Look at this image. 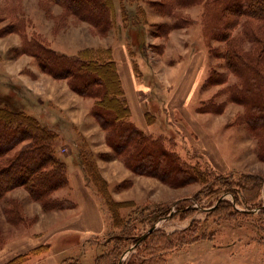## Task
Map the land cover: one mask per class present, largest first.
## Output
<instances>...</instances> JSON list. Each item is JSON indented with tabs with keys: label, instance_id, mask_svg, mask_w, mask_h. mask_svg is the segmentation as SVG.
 Here are the masks:
<instances>
[{
	"label": "rangeland",
	"instance_id": "374dc122",
	"mask_svg": "<svg viewBox=\"0 0 264 264\" xmlns=\"http://www.w3.org/2000/svg\"><path fill=\"white\" fill-rule=\"evenodd\" d=\"M135 2L128 5L131 11L129 15L130 20L139 23H131L128 30L123 27L121 17L120 22L117 19L118 28H113L108 36H101L93 32L89 22L80 21L74 16L66 20L56 17L62 11L57 5L45 8L41 0H0V105L23 110L54 129L56 127L51 125L53 123L47 124L46 118L58 109L62 115L72 114L75 120L81 121V129L89 133L88 136L78 126L72 125L68 137H61L59 133L55 141L56 152L67 164L70 155L77 158L76 163L81 166L101 201L105 229L93 235L80 249L61 241L67 250L65 256L70 257L59 264L108 261L102 255H106L104 253L116 243L120 245L119 264H207L208 259L214 264H264V157L260 154L264 127L262 125L256 129L255 121H252L253 127L249 124L245 114L248 109L229 98L228 92L224 91L226 83L203 88L210 66L222 65L223 61L210 55L209 41L203 34L202 5L191 7L196 17L188 12L189 8L179 9L181 15L196 20L191 26H198L208 50L207 73L198 92L196 112L206 118L202 120V125L213 131L224 159L219 158L214 162L208 149L200 147L199 140L194 141L197 148H191L187 139L175 128L166 132L156 127L153 134L162 136L165 144L178 152L190 170L196 169V178L179 187H172L170 182L159 177L135 173L123 158L113 156L106 130L91 111L95 99L73 90L67 77L58 78L46 72L34 56L18 50L23 44L22 36L9 32L12 14L8 13L14 7L15 14L24 11L33 19L29 32L33 29L41 32L51 47L61 53L76 55L87 46H112L125 40L128 34L127 38L133 42L132 48L138 59L142 57L151 61L153 57V61L157 62L165 52L169 33L180 28H173L162 36L159 24L172 23L174 18L158 11L160 0ZM139 6L145 8V13L138 11ZM242 26L243 21L233 30V34L239 35ZM245 44L250 47L252 43ZM229 77L231 82L236 80L233 74ZM208 100H215L217 104L212 110H201L200 106ZM73 127L77 129L75 132ZM21 146L22 143L17 145L9 151V155L16 154ZM82 146L88 156L97 162L100 174L106 179V186L96 183L85 169L80 158ZM122 167L128 171V176ZM110 179L118 181L113 184L109 182ZM170 188L177 189L174 200V197H168L160 199L162 203H158L150 195L155 191L162 195V191ZM63 189L66 187L55 192L58 198L65 197L61 196ZM116 192H125L126 195L118 197ZM131 193L139 196L124 198ZM109 199H112L113 206L109 205ZM169 205H173V211L187 205L192 208L170 217ZM15 208L18 214L14 212ZM66 209L72 208L63 210ZM155 210L156 213L153 212ZM58 211L60 209L46 210L42 202L35 200L24 186L12 189L0 199V248L13 238L43 235L48 227L57 222ZM153 227L155 234L147 242L139 244L137 239ZM46 249V244L35 246L27 253L28 257L21 259L24 261L18 260L16 264L28 263L29 259L45 255L48 253Z\"/></svg>",
	"mask_w": 264,
	"mask_h": 264
},
{
	"label": "trees",
	"instance_id": "16d2710c",
	"mask_svg": "<svg viewBox=\"0 0 264 264\" xmlns=\"http://www.w3.org/2000/svg\"><path fill=\"white\" fill-rule=\"evenodd\" d=\"M41 2L45 8L59 6L62 11L56 15L58 18L66 20L74 16L80 21L89 22L93 32L101 36H108L113 28H118L116 0ZM134 3L135 0H119L125 28L131 23H139L130 20L128 5ZM158 4L159 12L174 18L172 23L159 24L162 36L173 28L196 23L193 18L181 15L180 9L203 6L201 21L203 34L209 41L210 55L223 61L222 65L210 66L203 88L226 83V90H223L228 92L229 98L248 109L245 114L249 124L253 127L252 121H255V128L264 127V0H160ZM13 8L8 13L12 14L8 26L9 32L22 36L23 44L18 50L34 56L39 65L55 77H67L73 90L80 95L95 99L91 111L106 130V139L114 152L113 156L123 158L135 173L159 177L170 182L172 187H179L196 178V169L190 170L178 152L165 144L162 136L143 130L132 120L111 45L87 46L76 55L61 53L51 47L41 32L36 29L29 32L33 19L24 11L15 14ZM138 11L145 13V8L139 6ZM132 18L137 20L136 17ZM241 21L243 30L239 35H234L233 30ZM216 42L218 44L213 45ZM245 43L252 44L248 47ZM220 67L224 70H218ZM230 74L235 75L236 80L231 82ZM215 104V100H208L199 108L212 110ZM57 138L59 132L40 123L35 116L0 105V199L17 186H24L35 200L42 202L46 210L76 206L70 197L58 198L55 195L69 182L67 163L56 152ZM21 143L17 153L10 156L9 151ZM260 148V154L264 157V142ZM80 158L91 178L101 186H106V179L100 174L97 162L88 156L83 146ZM108 203L114 205L112 199ZM172 206L169 205L170 217L192 208L187 205L173 211ZM14 210L17 212L16 208ZM15 217L19 218V215ZM150 230L137 239L139 244L147 242L155 234L154 229ZM119 249L120 245L116 243L104 253L106 255H102L108 261L100 263L97 260L94 264H119ZM26 257L27 253L19 255L8 264H16Z\"/></svg>",
	"mask_w": 264,
	"mask_h": 264
},
{
	"label": "crops",
	"instance_id": "0c3cea01",
	"mask_svg": "<svg viewBox=\"0 0 264 264\" xmlns=\"http://www.w3.org/2000/svg\"><path fill=\"white\" fill-rule=\"evenodd\" d=\"M117 4L119 0L118 2L116 0ZM117 8V19L120 22L122 13L119 11V5ZM188 10L192 16L196 17L194 8ZM129 27H127L128 30ZM169 34L165 52L160 55L157 62L153 61V57L149 58L151 61L142 57L138 59L132 48L133 42L127 38L128 34L125 40L112 45L113 56L131 109V118L138 127L152 133L158 126L166 132L175 128L183 134L191 148H197L194 141L199 140L200 147L207 148L209 156L217 162L219 158L224 159V157L220 154L213 131L202 125V120L206 118L196 112L197 104H195L207 73L209 56L207 47L203 44L198 26L182 27ZM49 115L46 118L47 124L53 123L51 125L56 127L61 137L66 138L70 135L72 125L78 126L89 136L88 132L81 129V121L75 120L72 114L62 115L57 109L56 113ZM76 130L73 127V132ZM76 159L73 155L69 156L68 164H70L69 166L67 164L69 182L66 189H63V195L60 194L70 197L75 201L76 206L56 212L59 216L57 222L48 227L43 235L9 240L0 248V264H8L15 257L28 253L40 244L47 245L48 253L29 259V262L24 264H59L70 257L65 256L67 250L60 243L61 241L71 243L76 249H80L93 235L104 231L106 220L101 201L81 166L78 162L76 163ZM122 170L126 176L129 175L124 167ZM116 181L118 179L109 180L113 184ZM171 190L170 188V190L162 191V195L159 191L150 195L156 198L153 199L154 201L162 203L160 199L168 197L169 199L174 197L172 200L176 199L177 189ZM125 195V192H116L118 197ZM137 196L139 195L131 193L124 198H137ZM162 196L165 197L161 198ZM213 258L216 259V257ZM210 263L214 264L208 259L207 264Z\"/></svg>",
	"mask_w": 264,
	"mask_h": 264
},
{
	"label": "water",
	"instance_id": "95a60500",
	"mask_svg": "<svg viewBox=\"0 0 264 264\" xmlns=\"http://www.w3.org/2000/svg\"><path fill=\"white\" fill-rule=\"evenodd\" d=\"M152 229H154V227H153ZM152 229H151V230H152ZM151 230H150V231H151Z\"/></svg>",
	"mask_w": 264,
	"mask_h": 264
}]
</instances>
